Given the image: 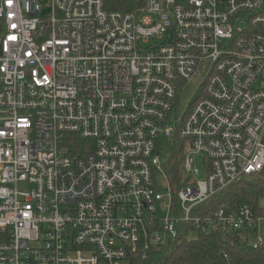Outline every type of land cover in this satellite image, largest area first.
<instances>
[{
    "label": "built area",
    "instance_id": "built-area-1",
    "mask_svg": "<svg viewBox=\"0 0 264 264\" xmlns=\"http://www.w3.org/2000/svg\"><path fill=\"white\" fill-rule=\"evenodd\" d=\"M44 1L0 0V264H124L215 228L264 249V206L195 211L264 167V0Z\"/></svg>",
    "mask_w": 264,
    "mask_h": 264
},
{
    "label": "trees",
    "instance_id": "trees-1",
    "mask_svg": "<svg viewBox=\"0 0 264 264\" xmlns=\"http://www.w3.org/2000/svg\"><path fill=\"white\" fill-rule=\"evenodd\" d=\"M106 8L133 10L140 0H104ZM166 159L164 171L175 195L185 183L181 168L183 141L175 137L165 140ZM264 196V167L255 173L245 175L216 192L195 211L204 215L218 208L234 209L242 204L259 206ZM223 252L231 263L264 264V249L253 248L238 232H222L215 228L209 232H196L189 237L183 230L172 242L153 244L146 258L139 254L129 255L124 264H224Z\"/></svg>",
    "mask_w": 264,
    "mask_h": 264
},
{
    "label": "rangeland",
    "instance_id": "rangeland-1",
    "mask_svg": "<svg viewBox=\"0 0 264 264\" xmlns=\"http://www.w3.org/2000/svg\"><path fill=\"white\" fill-rule=\"evenodd\" d=\"M44 2L46 3L47 0ZM44 2H41V3H44ZM48 12H49L48 8H45V10H43V13H45V14ZM198 81L199 80H191L185 84V87L183 89L180 90L179 100H178L177 109H176L177 115L181 114V112L183 111L185 106H187L189 104L190 99L193 97V95L195 96ZM202 156L203 155L201 153H195L192 155L195 165L200 170H202L203 166H204V164H203L204 160H203ZM259 204L264 206V196L259 199ZM195 235H196V232H194V231H191L188 233L189 237H193ZM249 241H253V238H250Z\"/></svg>",
    "mask_w": 264,
    "mask_h": 264
}]
</instances>
